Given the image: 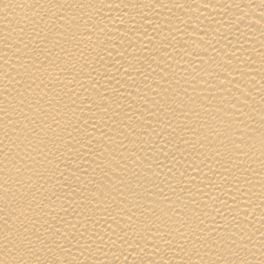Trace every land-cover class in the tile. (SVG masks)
<instances>
[{
  "label": "bare ground",
  "instance_id": "obj_1",
  "mask_svg": "<svg viewBox=\"0 0 264 264\" xmlns=\"http://www.w3.org/2000/svg\"><path fill=\"white\" fill-rule=\"evenodd\" d=\"M0 264H264V0H0Z\"/></svg>",
  "mask_w": 264,
  "mask_h": 264
}]
</instances>
